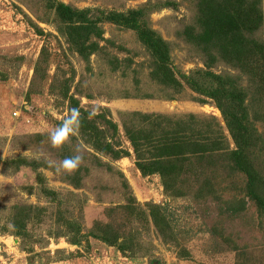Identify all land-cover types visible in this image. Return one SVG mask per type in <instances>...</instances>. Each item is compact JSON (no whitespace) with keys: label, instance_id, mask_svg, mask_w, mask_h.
<instances>
[{"label":"rangeland","instance_id":"374dc122","mask_svg":"<svg viewBox=\"0 0 264 264\" xmlns=\"http://www.w3.org/2000/svg\"><path fill=\"white\" fill-rule=\"evenodd\" d=\"M61 1L142 9L146 25L168 43L180 86L153 77L156 64L133 29L102 21L99 36L70 38L69 24L48 0H0V264H264V215L228 157H192L174 186L180 193L172 195L158 174L143 176L137 169L123 129L145 125L131 112L215 117L233 148L214 99L192 90L179 74L210 87L216 80L208 73L219 75L243 93L254 135L250 155L264 179V0ZM212 2L225 6L239 27L244 9L259 5L253 46H244L248 34L236 28L206 36L202 22ZM72 98L84 110L109 114L118 127L114 139L128 155L112 159L96 152L79 131L53 146L49 134L70 115ZM77 154L82 161L76 169L61 167ZM20 158L27 162L14 161ZM44 187L62 198L61 209ZM148 204L160 207L157 222ZM63 216L79 224V242H70ZM115 232L132 235L134 248L121 252L99 238Z\"/></svg>","mask_w":264,"mask_h":264},{"label":"trees","instance_id":"16d2710c","mask_svg":"<svg viewBox=\"0 0 264 264\" xmlns=\"http://www.w3.org/2000/svg\"><path fill=\"white\" fill-rule=\"evenodd\" d=\"M49 4L56 11L59 18L70 26L69 37L78 38L84 35L87 39L91 34L99 36L100 30L97 24L108 21L126 28L133 29L140 42L148 49L158 73L153 77L159 83L168 87H179L180 82L175 76L171 67L169 46L166 40L155 30L148 27L144 21L142 9H128L127 11L106 10L99 7H74L61 0H48ZM208 8V9H207ZM205 12L206 19L202 22L205 25L206 36L213 34L217 37L225 36L229 30L234 28L244 31L243 41L247 47L253 42L251 34L261 23V12L259 5H253L244 9V18L241 20V27L236 21L229 20L228 9L220 4L210 3ZM254 43V42H253ZM256 48V47H254ZM216 80L215 86H203L195 78L186 74H179L185 79L186 84L194 91L214 99L225 120L229 137L234 143L230 148L227 135L223 132L220 123L215 117L211 120L199 121L195 115L189 114L184 117H171L160 113L131 112L138 116L145 125L134 126L123 124V129L135 154V165L143 176L158 174L161 178L165 191L179 194L175 189L178 175L184 169V165L192 157L202 158L203 156L217 153L228 157L232 169L242 172L246 177V196H248L258 210L264 215V179L256 169L250 155V149L254 145V135L248 126L247 110L243 102V93L235 91L228 86L225 79L219 75L208 73ZM70 108H78L80 112L79 132L86 134V141L90 142L91 148L96 152L117 159L128 155V151L121 147V144L114 139L118 127L104 112L96 113L90 117L89 111L79 107L78 101L71 99ZM212 123V126L210 127ZM17 162H27L25 159H15ZM47 195L60 208L62 198L57 196L56 191L47 187L43 188ZM149 205V213L153 221L161 219L160 207L155 204ZM236 208H233L235 210ZM63 225L72 234L70 242H79L83 236L79 224L64 216ZM16 222V221H15ZM16 226V225H15ZM17 225V230H19ZM21 228V227H20ZM109 227H107L108 229ZM16 233L20 234L19 231ZM66 235V234H65ZM99 238L121 252L134 248L132 235L124 236L114 234H101Z\"/></svg>","mask_w":264,"mask_h":264},{"label":"clouds","instance_id":"9594fccd","mask_svg":"<svg viewBox=\"0 0 264 264\" xmlns=\"http://www.w3.org/2000/svg\"><path fill=\"white\" fill-rule=\"evenodd\" d=\"M97 110L93 109L89 116L96 115ZM80 127V112L78 108H73L70 111V115L67 116L62 123L49 134V139L53 146L59 147L67 143L73 136L78 133ZM82 161V156L77 154L65 158L61 167L67 171L76 169Z\"/></svg>","mask_w":264,"mask_h":264}]
</instances>
